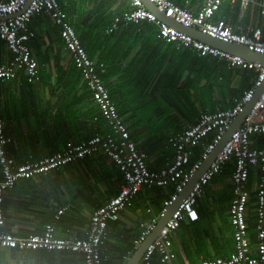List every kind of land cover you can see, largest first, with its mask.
<instances>
[{"label":"crops","instance_id":"1","mask_svg":"<svg viewBox=\"0 0 264 264\" xmlns=\"http://www.w3.org/2000/svg\"><path fill=\"white\" fill-rule=\"evenodd\" d=\"M176 1L192 11H197L205 4L206 0ZM259 1L253 0L245 5L242 0H224L215 19L222 18L233 25L258 26L262 28L264 34V15L261 13ZM58 2L75 30L76 27L78 28L79 32L77 30L76 32L79 37L81 32L90 30L96 23L93 21L95 15L92 11V2L85 0L78 3L76 10L70 11V13L69 10L64 9L60 0ZM108 2L112 4L111 14L105 18V21L108 19V22L103 33L105 35L115 33V35L112 36V43L109 46L104 43L99 45L96 42L97 45H94L95 48L89 52L91 55L89 56L97 64L104 63V67L98 70L110 92L113 104L130 130L132 137L134 135L135 140L142 142L143 140L137 138V132L133 131L131 122L135 111L134 103L137 102V99H132V89L140 86L141 94H150L154 99L165 96L172 100L169 88L173 87L177 80L180 79L179 83L184 81L185 85H188L194 76L195 82L197 81L199 67L194 61L200 55L189 46H179L174 42L176 46L174 48L172 45L164 44L167 41L159 37V28L154 22L144 21V23L154 25L160 40L150 30L141 31L140 36L132 31H124L125 27L132 23L120 22L117 29L108 32L107 28L112 25L114 19L130 8L129 0H108ZM84 7H86L85 11L82 10ZM31 27L36 35L29 44L39 63L40 80L34 83L26 81L24 70H18L16 76L11 80H0V115L5 121L6 133L12 139L7 146V151L18 164L52 155L61 150L69 141L77 143L98 133L106 134L111 129L108 121H102L104 116L93 99L87 81L83 76L82 78L78 77V73L74 72V60L62 38L61 26L49 13L44 12L33 18ZM107 53H111L109 55L111 58L113 55L115 59L109 64H106L102 59V56ZM12 55L6 42L0 38V64L8 63L12 59ZM217 60L219 62L226 61L219 58ZM255 78L256 73L254 72L252 79L246 83L243 82L241 86L242 76L234 75L232 81L233 87L237 86L234 90L236 92L221 96L215 109L208 107L202 110L198 103L194 109L195 113H188L189 120L186 123L175 125L173 131H168V137L184 131L197 122L199 116L204 112L221 110L225 102H232V105L227 108L235 105L244 92L252 87ZM136 79L135 85L132 84ZM181 97L184 99L183 96ZM186 101L188 102V99ZM13 116L17 122L15 126L9 122ZM233 125L234 122L232 127ZM262 135L255 136L253 140H259ZM154 136L152 134L148 141V144L152 146L153 154H155V148H158L157 144L162 141L160 138L152 140ZM137 141L135 142L138 146L139 142ZM252 141L250 142L251 147L264 148V145H260L261 147L252 145ZM253 143L255 144L256 141ZM165 146H169L171 149L164 156L149 155V162L152 163L153 169H160L172 160L175 145L168 141V145ZM202 148L196 150V155L199 156ZM88 157L92 158L87 162L82 161L74 166L67 164L68 166H62L64 168L60 167L29 179H19L12 189L6 191L4 200L5 230L18 237L42 232L44 224L53 219L57 210L62 206H67L68 208L61 219L56 222V234L62 237L84 236L90 223L92 211L115 195H108L109 187L104 179H97L99 182L103 181L100 186L82 185L84 179L78 169H83L86 173L89 172L87 173L89 175L92 173L93 177L97 176L96 171L99 170L100 178H102V171L107 172L104 164L111 166L113 163L109 159L103 161L100 154ZM226 170H228L227 173ZM234 170L235 161L231 160L225 165L223 171L209 182L204 193L198 198L197 209L200 218L194 222L183 221L172 235V247L178 262L198 264L204 259L218 256L227 257L233 251L234 227L230 219V205L234 197L232 181ZM260 178L261 171L258 168H251L249 182L251 202L248 212L250 240L255 254L257 253L256 243L258 240L255 226L256 189ZM123 184L124 180L121 185L116 183L117 192ZM212 187L218 189L216 191L228 188L226 193L223 192L217 196V200L223 201L224 206L217 203L218 207H215L210 198L208 203L211 206L203 202L205 196L209 197ZM153 189L154 191L152 188H143L134 198L133 207L127 209L128 206L121 212L120 219L110 224L105 245L102 247V253L106 257L104 264L128 263L129 260L127 261L125 256L134 248V239L142 232L141 224H148L153 217L158 215L164 199L171 195L174 187H155ZM212 199L215 200V197L212 196ZM87 204H90L91 207L88 208ZM219 210L225 220V225L229 227L224 234L211 226L214 216ZM80 258L82 255L76 252L67 254L64 251L51 252L44 249L19 250L15 248L0 250V264H81L77 262L81 260ZM154 264L160 263L155 261Z\"/></svg>","mask_w":264,"mask_h":264},{"label":"built area","instance_id":"2","mask_svg":"<svg viewBox=\"0 0 264 264\" xmlns=\"http://www.w3.org/2000/svg\"><path fill=\"white\" fill-rule=\"evenodd\" d=\"M149 1L156 6L159 12L182 26L195 28L203 34L225 42L245 45L264 55V34L261 27L233 25L225 19H215L224 0H206L197 11L178 4L176 0ZM242 1L248 5L253 0ZM254 1L258 2V0ZM129 2L130 8L114 19L112 25L107 28L108 32L117 29L120 22L125 24L140 23L145 20L154 22L159 28V37L167 42L189 46L200 56L210 55L226 60L233 68L255 71L254 84L244 92L233 107L204 112L197 122L184 131L170 136L169 142L175 145L172 160L160 169H151L146 161V153L139 149L137 143L131 138L130 130L118 114L110 92L101 78L98 69L104 67V63L97 64L89 56L58 0H0V38L6 42L13 54L8 63L0 64V80L13 79L18 70H24L30 83L40 80L38 61L29 44L36 35L31 23L35 16L47 12L61 26V35L65 45L87 81L95 103L101 109L111 128L106 134L98 133L77 143L69 141L61 150L52 155L18 164L7 151V146L12 139L6 133L5 121L0 115L2 175L0 179V250L15 248L72 251L82 255L83 264H104L106 257L102 253V247L105 245L110 224L120 219L121 212L132 205L134 198L143 188L172 186L174 187L173 192L164 199L158 215L153 217L148 224H141L142 232L134 239V248L128 252L125 259L127 261L131 259L134 251L148 240L158 228L161 220L169 214L158 236L147 245L137 264H153L155 254H159L163 264H184L177 261V255L172 247V235L183 221L194 222L200 218L197 209L198 198L204 193L209 182L221 173L225 165L234 158L235 170L232 174L234 197L230 205V219L234 227V250L227 257L204 259L198 264H264V148L250 146L252 135L264 133V91L239 128L231 134L223 148L217 153L209 168L194 182L192 189L172 211L173 206L186 192L204 161L220 144L225 134L231 129L234 120L245 110L247 103L253 99L256 89L263 84L264 65L220 49L187 33L169 21L159 18L156 12L145 5L143 0H129ZM259 4L261 13L264 15V0H260ZM199 146L203 148L198 156L195 148ZM100 152L106 154L108 159L120 168L124 184L114 196L92 211L84 236L62 237L56 234V222L61 219L67 206H62L57 210L53 219L44 224L42 232L18 237L5 230L6 191L12 189L19 179H29ZM251 168H258L261 171V178L256 189L255 226L258 237L256 254L252 250L250 240L248 212L251 202L249 190Z\"/></svg>","mask_w":264,"mask_h":264},{"label":"trees","instance_id":"3","mask_svg":"<svg viewBox=\"0 0 264 264\" xmlns=\"http://www.w3.org/2000/svg\"><path fill=\"white\" fill-rule=\"evenodd\" d=\"M84 1L85 0H60L64 9L69 10V13H70V11L74 12L78 6V3H82ZM88 2H92L93 10L92 9L91 10L93 11V14L95 15V18L93 21H95L96 23H94L92 25V28L90 30H88L86 32H81L80 38L82 40V43L85 45L86 50L89 53V52L94 50L95 46L97 45L96 42L99 45L104 43L105 45L109 46L112 43V36L115 35V33L110 34V35H105L103 33L105 25L108 22V19H106V21H105V18H106V16L109 17V15L111 14L110 10H111L112 4L110 2H108V0H88ZM76 30H77V32H79L77 27H76ZM148 30L154 32L156 34L157 38L160 40V38L158 37V34H157V30L154 27V25L148 24L146 22L144 23V21H142V23L141 22L140 23H132V25H129L128 27H125V29H124V31H126V32L132 31V32L136 33L138 36L141 35V33H140L141 31H148ZM164 44L172 45L174 48H176L174 42H172V43L164 42ZM109 54H111V53H107L106 55L104 54V56H102V59L106 62V64H109L115 60L113 58V55L111 58V55H109ZM89 55H90V53H89ZM194 63L197 64L199 67V69L197 71V81L193 84L188 83V85H185L184 89H183L182 96L184 98L190 100L189 95L191 94V89L193 90L194 87H197L198 91L196 92L197 96H195V97H196V101L200 104V108H202V110L203 109L205 110L208 107L215 109V106H217V102L219 100L217 98L213 99V94L216 91H220L221 96H226L228 94H233V92H236L234 90H236L237 86L234 85V87H233V81H232V78L234 75H241L242 76L243 81L241 80V84H240L242 86L243 82L246 83L247 81L252 79L253 73L255 72L253 70H241L239 68H230V67H228L229 66L228 62H226V61L225 62H219L217 60V58H215V57L198 56V59H195ZM38 66H39V63H38ZM73 68H74V72L78 73L77 76L82 78L80 70L76 67L75 62L73 63ZM40 74H41V72H40ZM25 79H26V81H28L26 74H25ZM230 105H232V102H225L223 104L222 109H226ZM233 106H234V104H233ZM212 111H215V110H212ZM102 121L105 122L107 120L103 117ZM255 136H257V134L251 136V141L253 140V138ZM131 137H132V135H131ZM133 137H134V135H133ZM133 137H132V139H133ZM169 138H170V136L168 137V141H169ZM134 140H135V137H134ZM135 141H137V140H135ZM148 141H149V139H147V141H142V142L137 141V142H139L138 143L139 149H141L142 151H144L146 153V161L148 163V166L151 169H153L152 163L149 162V155L150 156L152 155V153H151V150H152L151 147L152 146L148 144ZM255 141H256V143L254 144L253 142H255ZM252 145H256L258 147H261L260 145H264V133L260 137L259 140H253ZM199 147H196L195 149L197 150V149H199ZM98 154L101 155V157L103 158V161H106L108 159V156L106 154H104L102 152H100ZM86 157L81 158V160L79 159L78 162L77 161L71 162V163H69V165L74 166L78 163H81L82 161L87 162L89 159L92 158V157H88V156H86ZM167 160L169 161V158H167ZM232 160L235 161L234 158ZM104 165L107 168V172L104 170L102 171V179H104L105 183L107 184V187H109L108 188V195L109 196L114 195L117 193L116 183H117V185H121V183L123 181V174L121 173L120 168L113 163L111 166L109 164L108 165L104 164ZM92 171H93V168H92ZM227 171L228 170H226V173H227ZM114 184H115V186H114ZM152 191H154L153 188H152ZM160 200H162V199H160ZM233 235H234V228H233ZM233 245H234V237H233ZM233 250H234V248H233ZM51 252H54V251H51ZM64 252L67 254L75 253V252H68V251H64ZM80 259L81 260L80 261L78 260L77 262L83 264L84 263L83 258H80ZM155 261L159 262L160 264H163L160 261L159 254L154 255L153 264L155 263Z\"/></svg>","mask_w":264,"mask_h":264},{"label":"rangeland","instance_id":"4","mask_svg":"<svg viewBox=\"0 0 264 264\" xmlns=\"http://www.w3.org/2000/svg\"><path fill=\"white\" fill-rule=\"evenodd\" d=\"M85 9L86 7H84L82 10L85 11ZM81 14H83L82 11ZM190 80H192V82L190 81V84L195 83L194 76ZM179 81L178 80L176 81L174 87L169 88V92L171 94L170 97L173 98L172 100L169 98H165V96H160L159 98L154 99V97L150 94L148 95L141 94L140 86L134 87L132 89L133 92L132 99H137V102L134 103V107H135L134 117L131 120L133 124V131L137 132V138L143 141H147V139H149L152 134L155 135L152 140H155L156 138L162 139V141L157 144L158 148H155L154 150L155 154L159 157L164 156L165 153L169 149H171L169 146H165L168 145V131H173V127L175 125L186 123L190 118L188 113L194 114L195 113L194 109L198 106L197 105L198 102L196 101V97H195L197 96L196 92L198 91V88L194 87L193 90L191 89V94L189 95L190 96L189 98H191L192 100H188L187 102L186 98L182 99L181 97L185 86V82L182 81L181 83H179ZM136 82L137 79L133 81L132 84L135 85ZM220 97H221L220 91H216L213 94V99L216 98L219 99ZM9 122L11 123L12 126H15L17 124L14 116L10 118ZM151 153L152 155L155 156V154H153V150L151 151ZM78 170L80 172V175L84 179V183H82V185L100 186V184H102L103 181L100 182L98 181L102 179L100 178L99 170L96 172L97 174L96 177H93L92 173L90 175L87 174L89 172L86 173L84 172L85 170L83 169H78ZM216 190L218 189L212 187L210 189L209 197L205 196L203 202L211 206L208 203L210 201L209 200L210 198L211 202L214 204L215 207H218L217 203H219V205L221 206H224V202L221 200L218 201L217 196L223 192L226 193V191H228V188H222L221 191H216ZM212 196L215 197V200L212 199ZM87 207L89 208L91 207V205L87 204ZM132 207L133 205L129 206L127 209H131ZM211 226L214 227V229L218 230V232L221 231L222 234L228 231L229 227L225 225V220L221 216L220 210L216 212V215L214 216V222L212 223Z\"/></svg>","mask_w":264,"mask_h":264},{"label":"water","instance_id":"5","mask_svg":"<svg viewBox=\"0 0 264 264\" xmlns=\"http://www.w3.org/2000/svg\"><path fill=\"white\" fill-rule=\"evenodd\" d=\"M143 1H144L145 5L150 10H153L154 12H156V14L158 15L159 18H161V19H163L165 21H169L171 24L176 25L178 28L186 31L187 33H191L194 36H196L197 38L202 39L205 42L210 43V44H212V45H214V46H216V47H218L220 49L229 51V52L237 54V55H241L242 57H244L247 60L257 61V62H260V63H262L264 65V55L263 54L258 53L256 51H253V50L249 49L248 47H246L245 45L237 44V43H234V42H225V41L219 40V39H217L215 37L209 36L207 34H203V33L199 32L195 28L182 26L180 23L175 22L170 17H166L163 13L159 12L157 10L156 6L151 1H149V0H143ZM263 91H264V82H263V84L260 87H258L256 89L255 96L253 97V99L250 102L247 103L245 110L235 119L233 127L227 132V134H225V136L223 137V139L220 142V144L215 148V150L210 154V156L204 161L202 167L199 169L197 174L194 176V178H193L192 182L190 183V185L188 186L186 192L180 196V199L173 206L172 211L179 205V203L183 199V197H185V195L192 189V187L194 185V182L197 181L198 178L209 168L211 163L214 161L217 153L223 148V146L225 145L227 140L230 138L231 134L236 129L239 128L240 124L243 122V120L245 119L246 115L249 113L250 109L256 103V101L258 100L259 96L261 95V93ZM168 217H169V214L165 218H163L161 220V222L158 225V228L148 238V240L145 241L142 244V246L134 253V255L128 261L127 264H137L138 263V261L141 259L142 255H143L147 245L155 237L158 236L161 227L164 225V223L166 222Z\"/></svg>","mask_w":264,"mask_h":264}]
</instances>
